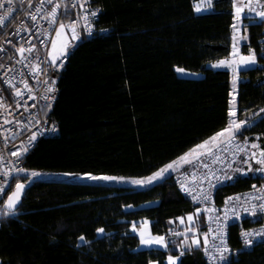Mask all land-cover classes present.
<instances>
[{"label":"trees","instance_id":"16d2710c","mask_svg":"<svg viewBox=\"0 0 264 264\" xmlns=\"http://www.w3.org/2000/svg\"><path fill=\"white\" fill-rule=\"evenodd\" d=\"M196 1L95 0L107 32L83 39L70 55L50 114L58 131L24 155L22 169L148 176L227 127L231 72L208 64L231 55L234 8L214 0L198 13ZM67 5L63 21L71 17ZM245 23L242 51L254 49L257 65L239 72L236 116L250 123L235 140L264 143V20ZM176 67L203 75L181 77ZM19 182L31 184L18 210L2 217L0 264H166L169 253L178 264H209L205 244L181 247L184 230L172 221L197 206L181 194L176 174L146 188L19 175L5 198ZM263 183L264 172L236 175L214 197L222 205ZM146 219L166 249L140 248L131 226ZM263 220L260 213L229 224L225 264H264V238L249 248L242 240Z\"/></svg>","mask_w":264,"mask_h":264},{"label":"built area","instance_id":"2783aa9c","mask_svg":"<svg viewBox=\"0 0 264 264\" xmlns=\"http://www.w3.org/2000/svg\"><path fill=\"white\" fill-rule=\"evenodd\" d=\"M56 4L60 6L53 22L48 13ZM66 4L71 9V17L63 21ZM100 14L101 7L95 4V0H52L51 4L49 0H0V16L5 18V22L0 24V186L3 187V191H0V227L3 215L9 213L4 206L5 194L14 177L21 172L17 169L23 168L24 155L39 140L53 136L58 131L50 114L59 96L60 74L70 55L83 39L107 32L106 28L99 25ZM32 16L36 19L33 20ZM61 24L65 25L62 30L65 38L61 44L63 56L54 47ZM71 25H75V35ZM21 48L24 49L23 53L19 51ZM6 80H12V86ZM50 84L54 91L49 90ZM16 88L21 89L22 95H16ZM33 133L35 139H32ZM250 140V137L234 140L232 144L211 154L206 161L189 166L176 175L181 194L198 208H208L211 212L208 250L215 252V247L227 244L225 259L213 261L207 255L209 264H225L231 254L228 245L230 223L264 213L259 208L256 211H244L251 205L264 204V183L248 192L229 196L231 199L228 197L222 205L214 197L215 191L233 180L235 175H247L245 171L234 175L232 170L242 158L252 157ZM237 144L244 147L245 151H238ZM214 163L218 167L213 172ZM193 196L197 198L193 199ZM202 215L207 217V212ZM221 230L225 233L223 241L218 238ZM263 235L264 220L259 228L242 231L244 247H251L262 240ZM248 240H251L250 244Z\"/></svg>","mask_w":264,"mask_h":264},{"label":"rangeland","instance_id":"374dc122","mask_svg":"<svg viewBox=\"0 0 264 264\" xmlns=\"http://www.w3.org/2000/svg\"><path fill=\"white\" fill-rule=\"evenodd\" d=\"M209 3L211 4V6H208ZM213 3L214 0H197L195 2V7L197 4H200V10H196L198 11H202V12H198V13H204V12H208L210 10H212L213 8ZM255 6V5H253ZM235 14V12H234ZM254 14L250 13L249 16H252ZM254 20H264L260 17H256ZM245 18H241V20L236 21L235 20V24L237 25V27L240 29V31L238 33H236L233 29V36H236V46L239 49V54H245L242 51V46L244 44L247 43L248 41V36L247 33L244 29L245 26ZM246 35L247 37V41L244 42V36ZM64 33L62 30L59 31V35H57L56 37V45H55V49L56 51H59L61 49V44L64 40ZM247 55V54H245ZM235 56L233 54V51L231 52V55L227 58H223V59H227V60H232L234 59ZM222 60V59H219ZM217 60V61H219ZM217 61L211 62L208 64V67L214 68V69H228L231 72V77L233 76V70L230 64H225V65H217ZM256 66V65H255ZM176 72L179 76L181 77H201L203 74L202 72H195V71H191L188 70L186 68L183 67H176ZM238 81L236 83L235 88H233V80H232V99H231V109H234L233 114L231 115V119L233 121H239L240 119L236 116V110H237V99H236V89L238 87V84L240 82V76H239V72H238ZM60 81V80H59ZM244 126V125H243ZM242 126V127H243ZM242 127L236 131L235 136L238 134V132H240V130L242 129ZM225 141L224 136L221 137V139L216 140L214 143L209 140V143L205 146L203 145L200 148H197L196 146L194 148H192L188 153H186L187 155H183L181 157H183V159L178 158L177 160L169 163L172 164V168L168 169L164 172L163 176L157 177L154 180H149L148 178L151 177L154 173L158 172L159 170H161L163 167H161L159 170L155 171L154 173L148 175V176H142V177H127V176H121V175H112V174H92V176H96V177H102V176H112V177H123V179H111V180H106V179H93L90 176L84 175V174H74V173H70V172H61V171H35L37 173L36 176H32L31 173L33 171H21L17 176L22 175L27 177L29 180L30 179H34V178H44V179H61V180H82V181H86V182H92V183H105V184H114V185H121V186H132V187H136V188H146L149 187L155 183H157L158 181L163 180L165 177H167L168 175L171 174H178L181 170H183V168L186 166H193V165H198L201 161H206L208 159V157L213 154L214 152H216L217 150H220L224 147V144L226 142ZM223 142V143H222ZM219 143H222L221 145H218ZM250 151L252 153H256L257 155H259L260 149H264V143L261 142V139H259L258 137L255 140H250ZM203 144V143H202ZM253 144L256 145V147H253ZM201 145V144H199ZM230 145V144H229ZM218 147V148H217ZM208 149H211V151H208ZM209 152V154H207ZM196 153H199V155H196ZM243 160V162H242ZM245 161H248L247 163H245ZM242 162V163H241ZM194 163V164H193ZM192 164V165H191ZM256 164V165H255ZM238 166H236L235 169L232 170V174H238L239 173V169H245V172L247 174L252 173V174H262L264 171H257L255 169H260V168H264V165H261L257 162V160L255 158H253V156L249 159L247 158H242L240 160V162L237 164ZM213 172L215 171V169L218 167V164L214 163L213 164ZM185 169V168H184ZM16 176V177H17ZM236 176V175H235ZM21 178V177H20ZM135 180H147V183H143V184H137L134 183L133 181ZM198 208V207H197ZM145 221L147 223H145ZM144 222H141L139 225H134L132 226V231L137 234L140 238V248H147V249H151V248H157V249H166L167 247L163 246V245H158V244H143L141 243V234H140V230H147L148 232L152 233V229H151V223L149 220H145ZM196 221L197 222H206V227L210 226V223L208 224V220L207 217L203 216L202 214L196 216ZM211 221V219H210ZM206 227H202V229H200L199 233L197 234V237L199 238V242H201V244H204V233H206ZM102 229V228H101ZM182 229V228H181ZM105 234V230L103 229V231H98L97 235L98 236H103ZM184 239H185V235L188 236V241L186 242V245L184 246V248H189V245H191L190 247H192L194 244L191 243V238L195 235V232L191 231V229H184ZM155 235V234H153ZM85 238L81 237L79 239V242H85ZM169 256H173L176 257V260L174 262H170L168 260ZM180 260V256L178 255H174L169 253L165 263L166 264H178ZM151 264H159L157 261H153L151 262Z\"/></svg>","mask_w":264,"mask_h":264},{"label":"snow or ice","instance_id":"6c2138e0","mask_svg":"<svg viewBox=\"0 0 264 264\" xmlns=\"http://www.w3.org/2000/svg\"><path fill=\"white\" fill-rule=\"evenodd\" d=\"M29 2H31V0H29ZM49 3H52V0H49ZM232 5L234 8V20L239 21L241 20L242 16L245 19H250V20H254L257 16L264 19V0H232ZM255 5V6H253ZM60 5L56 4L55 6L51 7L50 12L48 13V16H50L53 20V22H55V18H56V13L58 10V7ZM208 6H211V4L209 3ZM197 10H200V4L196 5ZM252 13L254 15L249 16V14ZM94 14V13H93ZM31 15V14H30ZM85 18L87 19V14H85ZM32 19L35 20L36 17L32 16ZM5 22V18L3 16H0V24H3ZM73 28V35H75V25H71ZM65 27L64 24L60 25V29L63 30ZM234 31L236 33H238L240 31V29L237 27V25L234 23L232 25ZM37 31H39V29H37ZM59 35V33H58ZM9 43H11L9 41ZM34 47V46H33ZM55 47V45H54ZM19 51L21 53H23L24 49L21 48L19 49ZM232 51L233 54L235 56L234 59L232 60H227V59H222L217 61V65H225V64H230L233 70V76H232V80H233V88H235L236 83L239 79L238 77V68L241 65H251L252 63H255L257 61V54L255 52L254 49H249L248 50V54H239V49L236 46V36H233V44H232ZM59 55L63 56L64 55V48L62 47L59 51ZM53 59L55 60V55L53 57ZM6 83H8L10 86H12V80H6ZM27 86V85H26ZM49 90L50 91H54V88L52 87V85H49ZM15 93L17 96L22 95L21 89L16 88L15 89ZM29 98H31V96H29ZM262 112H264V109H261ZM234 112V109H229V114L232 115ZM246 123H250L248 121H244V120H239V121H233V120H229L228 122V126L225 127L223 130L216 132L212 137L209 138V140L212 141H216L217 138L224 136L225 141L228 144H232L233 140H235V133L237 130H239L243 125H245ZM32 139H35V133H33L32 135ZM209 140H205L203 142V145H207L209 143ZM203 145H197V148L202 147ZM237 150L240 152L245 151L244 147H241L239 144L236 145ZM253 147H256L255 144H253ZM24 151H27V149H25ZM208 151H211V149H208ZM187 155V154H185ZM196 155H199V153H196ZM259 164L264 165V149H260L259 155H257L256 153H252L251 154ZM181 159H183V157H181ZM248 161H245V163H247ZM175 163V162H173ZM172 168V164H167L164 166V168H162L161 170H159L158 172L154 173L151 177H149V180H154L157 177L163 176L164 172L168 169ZM257 171H264V168H260V169H255ZM18 172L20 171H26L25 169H17ZM239 171H245V169H239ZM5 173H7V169H5ZM32 176H36L37 173L35 171H33L31 173ZM84 175L90 176L93 179H106V180H111V179H123V177H112V176H102V177H96V176H92L91 173H84ZM134 183L137 184H143V183H147V180H135L133 181ZM183 187V185H182ZM24 188V185L21 183H17L15 186V190L13 192H11L10 195H8V199L6 201L8 209L12 210L14 205L16 204V202L20 199V195L21 192ZM0 191H3V187L0 186ZM185 191H188L187 188H185ZM196 196H193V199H196ZM228 199H231V197H229ZM259 208L261 210H264V204H260V205H251L248 208H245L244 211H256V209ZM196 212L199 213L200 209L197 208ZM225 219H227V216H225ZM181 220H183V218H181ZM188 220L192 221L193 220V215L191 213L188 214ZM145 223H147L145 221ZM98 231H103V229H98ZM191 231L195 232L196 229H191ZM140 234H141V243L143 244H158V245H163L165 247H167V243L165 241L164 236L161 235H153L150 232H148L147 230H140ZM214 236L217 235V233H213ZM225 233L221 230L219 233V237L222 241H223V237H224ZM245 235L247 236V233H245ZM188 236L185 235V241H188ZM191 243L192 244H199V238L197 236H193L191 238ZM247 243H251V240H248ZM204 244L207 245L208 244V233H204ZM191 245H189L190 247ZM215 247V246H214ZM206 254L208 255V257L213 260V261H219V260H224L225 259V253L228 251L227 248V244L224 243L223 246L221 247H215V252H211L209 251L207 248L204 249ZM168 260L170 262H174L176 260V257L173 256H169Z\"/></svg>","mask_w":264,"mask_h":264},{"label":"water","instance_id":"95a60500","mask_svg":"<svg viewBox=\"0 0 264 264\" xmlns=\"http://www.w3.org/2000/svg\"><path fill=\"white\" fill-rule=\"evenodd\" d=\"M19 183L23 184V185H24V188H23V190H22V192H21L20 199L16 202V204L14 205V207H13L12 210H9V209H8V206H7V203H6V201H7V199H8V196L6 197V200H5V204H4V206H5V209H6L7 211H9V212H15L16 210H18V208H19V206H20V204H21V202H22V199H23V197H24V194H25L27 188H28V187L30 186V184H31V182H19ZM14 190H15V187L13 188V190H12L11 192H13ZM11 192H10L8 195H10ZM196 209H197V208H196ZM196 209L191 213V214L193 215V220H192V221H189V220H188V215H186V216H180V217L174 219L172 222L175 223L178 227L182 228L183 230H184V229H196V231H195V236H197V234H198L199 231H200V230H199L200 222H197V221H196V216H198V215H200V214H203L204 212H205V213L207 212V220H208V224H209L210 219H211V212L208 210V208H199V209H200V212L197 213V212H196ZM181 218H183V220H181ZM199 244H200V242H199ZM199 244H198V245H199ZM198 245L196 244V247H197Z\"/></svg>","mask_w":264,"mask_h":264},{"label":"crops","instance_id":"0c3cea01","mask_svg":"<svg viewBox=\"0 0 264 264\" xmlns=\"http://www.w3.org/2000/svg\"><path fill=\"white\" fill-rule=\"evenodd\" d=\"M198 12H202V11H198ZM245 24V23H244ZM245 38H244V42L245 41H247V37H246V35L244 36ZM56 45V44H55ZM255 65H257V61L255 62V63H252L251 65H247V66H245V65H241V66H239V68H238V72H240V70H242V69H245V68H251V67H255ZM238 72H237V74H238ZM238 88V87H237ZM236 91H237V89H236ZM222 137V136H221ZM221 137H219V138H217V140H219V139H221ZM209 140V139H208ZM212 141V140H211ZM234 141V140H233ZM213 143L215 142V141H212ZM223 142H226V141H223ZM222 142V143H223ZM222 143H219L218 145H221ZM201 145H203L202 143H201ZM227 145H229L227 142L224 144V146H227ZM206 146V145H205ZM218 148V147H217ZM256 165V164H255ZM188 167V166H187ZM184 168H186V166L184 167ZM183 168V169H184ZM145 220H143V221H141V222H144ZM141 222H139V223H134L132 226H134V225H139ZM151 223V222H150ZM132 226H131V228H132ZM208 244L206 245V247L207 248H209V244H210V240H211V235H210V227H208ZM263 238H264V235H263ZM166 241V240H165ZM201 243V242H200ZM180 244H181V247H183L184 248V246L186 245V241H185V239H181V241H180ZM229 256V255H228Z\"/></svg>","mask_w":264,"mask_h":264},{"label":"flooded vegetation","instance_id":"af4514ba","mask_svg":"<svg viewBox=\"0 0 264 264\" xmlns=\"http://www.w3.org/2000/svg\"><path fill=\"white\" fill-rule=\"evenodd\" d=\"M206 224H207L206 222H201L200 226H199V230L202 229V227H204V226L206 227Z\"/></svg>","mask_w":264,"mask_h":264},{"label":"bare ground","instance_id":"6f19581e","mask_svg":"<svg viewBox=\"0 0 264 264\" xmlns=\"http://www.w3.org/2000/svg\"><path fill=\"white\" fill-rule=\"evenodd\" d=\"M67 6H68V5H67ZM65 7H66V6H65ZM207 154H209V152H208ZM242 162H243V160H242ZM242 162H241V163H242ZM193 164H194V163H193ZM191 165H192V164H191ZM237 166H238V165H237ZM238 167H239V166H238ZM242 169H243V168H242ZM7 215H8V214H7ZM2 219H3V218H2Z\"/></svg>","mask_w":264,"mask_h":264}]
</instances>
